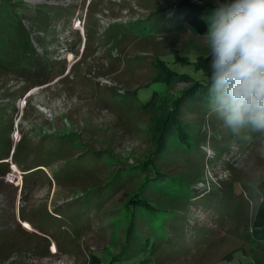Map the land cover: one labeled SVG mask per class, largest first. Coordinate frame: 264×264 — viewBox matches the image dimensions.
I'll return each mask as SVG.
<instances>
[{
	"label": "rangeland",
	"instance_id": "obj_1",
	"mask_svg": "<svg viewBox=\"0 0 264 264\" xmlns=\"http://www.w3.org/2000/svg\"><path fill=\"white\" fill-rule=\"evenodd\" d=\"M181 1L0 0V264H264V132L212 111ZM188 1L208 26L216 0ZM34 54L48 79L6 63ZM137 194L157 209H128Z\"/></svg>",
	"mask_w": 264,
	"mask_h": 264
},
{
	"label": "clouds",
	"instance_id": "obj_2",
	"mask_svg": "<svg viewBox=\"0 0 264 264\" xmlns=\"http://www.w3.org/2000/svg\"><path fill=\"white\" fill-rule=\"evenodd\" d=\"M207 21L212 111L233 131L264 132V0H216Z\"/></svg>",
	"mask_w": 264,
	"mask_h": 264
},
{
	"label": "trees",
	"instance_id": "obj_3",
	"mask_svg": "<svg viewBox=\"0 0 264 264\" xmlns=\"http://www.w3.org/2000/svg\"><path fill=\"white\" fill-rule=\"evenodd\" d=\"M188 2V3H187ZM179 10L181 12H184V18H185V22L183 21V24H187L190 29L192 31H194L196 34H199L201 36H203L206 32H207V22L205 21V19L202 17V14L203 12H205V7L204 8H198V7H195L191 4H189V1L188 0H182L179 4ZM19 28V29H18ZM17 30H18V34H23V35H26L27 33L24 31L23 28H20V27H17ZM25 46V45H24ZM22 46V48L24 47ZM25 53L30 57V51L29 50H26ZM13 57L11 56L9 59L11 60ZM39 58L35 57V54H34V57H33V61H26L24 63H21L20 61H18L16 58L15 60H11L9 62H6L7 64H10V66L14 69H16V71H19L24 75L25 74V70H28L29 69V63H32L33 67L38 70V71H42V73L44 74V79H48V78H45V77H48L46 74L47 70L46 68H49V62L48 61H38ZM4 63V62H3ZM204 66L205 68H209L210 69V64H209V56L204 60ZM159 69L161 70L162 72V76L161 78L164 79L165 77V71H164V68L163 66L159 67ZM48 73H51V71H48ZM51 75V74H50ZM47 80H45L44 82H39L35 85H43V84H46ZM210 84V83H209ZM200 86H203L202 82L198 81L196 83H192L191 85V89L189 91H187L183 96L182 98H180V100L178 101V103L175 105V112L176 114L175 115H172V116H176L177 114H179L180 112V108H181V103L182 101L184 100L185 97H187L188 95L192 94V93H195L194 95H192L193 97L197 96V94L199 93V87ZM189 92V94H188ZM173 117V118H174ZM167 120V118H166ZM165 117L162 119L161 121V124H162V127L164 126L163 124V121H165ZM161 127V125H158L157 126V130L156 132L158 133L157 135V143H156V151L155 153H151V157H150V160L149 162L151 161L152 164L155 163V160H156V157L160 156V154L162 153V151L164 150L165 148V142H162L163 141V136H164V133H165V129L163 130V128ZM3 138V139H2ZM8 137H6L4 139V136L1 135L0 133V144L2 142V140L5 141V143L7 144L8 142ZM3 141V142H4ZM7 148L9 146H6ZM7 149H2V144L0 145V162L3 161L5 159V157H8L9 158V153H10V149H8V152H6ZM16 154V152L14 153ZM162 155V154H161ZM148 162V163H149ZM0 164H3V163H0ZM144 166V170L145 173H148L149 171H147V165H143ZM140 168V167H139ZM149 168V166H148ZM140 170L142 171V167L140 168ZM156 175L155 176H160L158 173H155ZM161 176H163L161 174ZM149 180L151 181H154L153 178H149ZM160 180V179H159ZM152 183V182H151ZM150 183V184H151ZM259 193L261 194V196L263 197V201L262 203L259 205V208L257 210V213H256V216H255V219H254V223H253V230H252V234H251V237H249L248 239L250 240L251 244L256 248V250L258 252H261V253H264V180L258 185L257 187ZM131 203V204H130ZM129 205H128V209H130L131 207L133 209H137L139 207H143L144 209H146L147 211H155L157 208L151 203L150 200H148V198L145 196L143 199L139 198V195L137 194V197H133V199L130 201ZM128 235L126 236L127 238V241L129 240H134V236L130 237L129 234L132 232V229H129L128 231ZM122 246H124V250H127L128 247H129V243H122ZM122 246H120V248H122ZM136 249H133L131 250L132 252L133 251H136ZM131 252V253H132ZM90 264H100V259L95 256V255H91L90 256Z\"/></svg>",
	"mask_w": 264,
	"mask_h": 264
},
{
	"label": "snow or ice",
	"instance_id": "obj_4",
	"mask_svg": "<svg viewBox=\"0 0 264 264\" xmlns=\"http://www.w3.org/2000/svg\"><path fill=\"white\" fill-rule=\"evenodd\" d=\"M26 227H27V225H26Z\"/></svg>",
	"mask_w": 264,
	"mask_h": 264
}]
</instances>
